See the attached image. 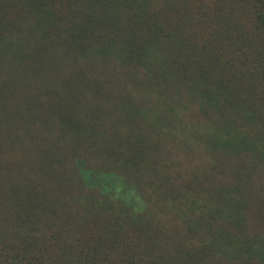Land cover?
I'll use <instances>...</instances> for the list:
<instances>
[{"label": "trees", "instance_id": "obj_1", "mask_svg": "<svg viewBox=\"0 0 264 264\" xmlns=\"http://www.w3.org/2000/svg\"><path fill=\"white\" fill-rule=\"evenodd\" d=\"M0 264H264V0H0Z\"/></svg>", "mask_w": 264, "mask_h": 264}]
</instances>
